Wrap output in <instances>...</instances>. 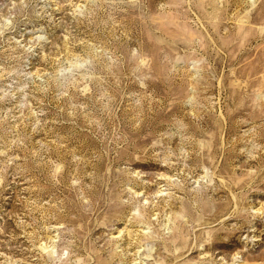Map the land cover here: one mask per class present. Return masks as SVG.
Returning <instances> with one entry per match:
<instances>
[{
	"label": "rangeland",
	"instance_id": "374dc122",
	"mask_svg": "<svg viewBox=\"0 0 264 264\" xmlns=\"http://www.w3.org/2000/svg\"><path fill=\"white\" fill-rule=\"evenodd\" d=\"M0 264H264V0H0Z\"/></svg>",
	"mask_w": 264,
	"mask_h": 264
}]
</instances>
